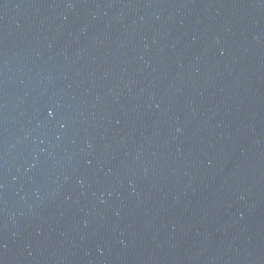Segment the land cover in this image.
Returning <instances> with one entry per match:
<instances>
[{"label": "water", "instance_id": "water-1", "mask_svg": "<svg viewBox=\"0 0 264 264\" xmlns=\"http://www.w3.org/2000/svg\"><path fill=\"white\" fill-rule=\"evenodd\" d=\"M0 264H264V0H0Z\"/></svg>", "mask_w": 264, "mask_h": 264}]
</instances>
